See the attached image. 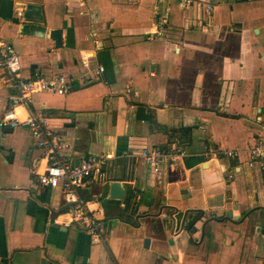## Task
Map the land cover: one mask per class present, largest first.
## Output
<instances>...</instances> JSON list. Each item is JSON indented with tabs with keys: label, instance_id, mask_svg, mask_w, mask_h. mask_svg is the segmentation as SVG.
I'll list each match as a JSON object with an SVG mask.
<instances>
[{
	"label": "crops",
	"instance_id": "obj_1",
	"mask_svg": "<svg viewBox=\"0 0 264 264\" xmlns=\"http://www.w3.org/2000/svg\"><path fill=\"white\" fill-rule=\"evenodd\" d=\"M0 40L21 77L70 80L18 120H45L66 163L109 157L81 191L104 223L93 245L62 225L60 190L38 185L46 160L29 132L0 128V264H264V169L246 163L264 137V0H0ZM15 93L0 72V119ZM170 146L186 155L156 177L141 148Z\"/></svg>",
	"mask_w": 264,
	"mask_h": 264
},
{
	"label": "built area",
	"instance_id": "obj_2",
	"mask_svg": "<svg viewBox=\"0 0 264 264\" xmlns=\"http://www.w3.org/2000/svg\"><path fill=\"white\" fill-rule=\"evenodd\" d=\"M183 3L189 5L190 0H183ZM15 17L17 19L23 17L21 8L15 11ZM163 22L164 19L158 20L159 25ZM20 69L19 57L12 44L0 40V72L12 79L16 89L15 95H11L8 99L7 107L0 119V128L24 127L29 132L35 146L42 151L46 160L44 171L37 177L38 185L52 190L59 189L67 205L69 218L62 225L76 227L89 237L93 245L101 244L104 242V223L95 210L89 209L88 202L81 197V191L88 189L94 183V175L107 164L109 157L106 155L93 156L77 164L66 163L58 157V152L63 147L61 137L47 128L45 120L33 116L22 121L18 120L16 108L31 103L32 95L36 93L65 95L70 89V80L63 75L53 77L35 75L23 78L20 76ZM102 72V67L96 71V73ZM246 152L247 166L263 170L264 137L255 139ZM225 154L229 158L237 159L239 152L227 151ZM185 155V151L175 146L169 148L142 147L140 151V156L147 169L156 177L161 175L164 164ZM203 155L204 157L208 155L206 148L203 149Z\"/></svg>",
	"mask_w": 264,
	"mask_h": 264
},
{
	"label": "water",
	"instance_id": "obj_3",
	"mask_svg": "<svg viewBox=\"0 0 264 264\" xmlns=\"http://www.w3.org/2000/svg\"><path fill=\"white\" fill-rule=\"evenodd\" d=\"M51 39L55 41V45H60V32L52 31L50 33ZM110 187H109V198L110 199H121L123 197V189L121 187L120 181L115 179L114 177H110L109 179Z\"/></svg>",
	"mask_w": 264,
	"mask_h": 264
},
{
	"label": "trees",
	"instance_id": "obj_4",
	"mask_svg": "<svg viewBox=\"0 0 264 264\" xmlns=\"http://www.w3.org/2000/svg\"><path fill=\"white\" fill-rule=\"evenodd\" d=\"M188 215H191V217H192V220H191V223H190V225H192L193 222L200 217L201 212L200 211H190V212H188ZM190 230H191V227H189V231Z\"/></svg>",
	"mask_w": 264,
	"mask_h": 264
}]
</instances>
